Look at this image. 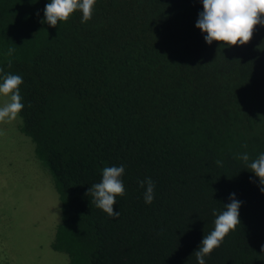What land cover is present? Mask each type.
I'll list each match as a JSON object with an SVG mask.
<instances>
[{
  "label": "trees",
  "instance_id": "1",
  "mask_svg": "<svg viewBox=\"0 0 264 264\" xmlns=\"http://www.w3.org/2000/svg\"><path fill=\"white\" fill-rule=\"evenodd\" d=\"M49 2L0 0V75L23 78L20 128L59 194L52 248L68 264H197L234 193L241 224L205 262L264 264V193L238 158L264 152V26L209 45L201 0H96L87 23L78 10L54 28ZM121 165L113 219L88 190Z\"/></svg>",
  "mask_w": 264,
  "mask_h": 264
},
{
  "label": "clouds",
  "instance_id": "2",
  "mask_svg": "<svg viewBox=\"0 0 264 264\" xmlns=\"http://www.w3.org/2000/svg\"><path fill=\"white\" fill-rule=\"evenodd\" d=\"M203 11L199 13L196 27L204 36L205 42L209 45L213 41L220 42L228 47L245 45L253 37L257 25L264 26V0H201ZM96 0H50L45 5L44 17L51 27H56L58 22H67L76 11L82 12V23L92 19ZM14 48H9L6 55L12 56ZM9 67L11 64L9 63ZM0 73L3 69L0 68ZM24 83L22 76L11 73L0 75V96L4 97L3 104H0V124L11 123L17 120L24 109L20 86ZM247 147V145H243ZM243 160L247 167L256 177L261 185L260 191L264 193V152L251 160L245 152L238 157ZM216 164L222 166V161L217 160ZM125 172L123 165L117 167H105L102 171V180L93 184L88 193L93 197L92 202L97 208L105 212L110 218L118 219L119 211L114 209L117 196L126 194L122 181ZM141 188H145L144 201L152 204L155 198V183L151 178L138 181ZM230 203L224 205V210L216 216L214 229L204 235L201 245L194 251L197 264H206L205 257L219 248L226 236L234 231L241 224L239 209L241 201L231 194ZM264 250V248H262Z\"/></svg>",
  "mask_w": 264,
  "mask_h": 264
},
{
  "label": "rangeland",
  "instance_id": "3",
  "mask_svg": "<svg viewBox=\"0 0 264 264\" xmlns=\"http://www.w3.org/2000/svg\"><path fill=\"white\" fill-rule=\"evenodd\" d=\"M20 126V118L0 124V264H68L52 248L61 221L53 176Z\"/></svg>",
  "mask_w": 264,
  "mask_h": 264
}]
</instances>
